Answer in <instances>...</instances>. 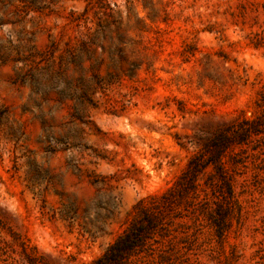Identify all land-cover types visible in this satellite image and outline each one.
<instances>
[{"label":"rangeland","instance_id":"obj_1","mask_svg":"<svg viewBox=\"0 0 264 264\" xmlns=\"http://www.w3.org/2000/svg\"><path fill=\"white\" fill-rule=\"evenodd\" d=\"M244 118L264 120V0H0V264H94ZM222 158L221 229L210 165L124 264H264V133Z\"/></svg>","mask_w":264,"mask_h":264},{"label":"trees","instance_id":"obj_2","mask_svg":"<svg viewBox=\"0 0 264 264\" xmlns=\"http://www.w3.org/2000/svg\"><path fill=\"white\" fill-rule=\"evenodd\" d=\"M263 133L264 120L244 118L241 122L231 124L206 139L200 152L189 160L187 168L174 187L161 195L149 197L135 205L129 215L126 229L94 264H124L134 255L152 252V242H155L157 237H163L166 234V219L169 218L168 212L173 210L175 196L179 194L180 199H186L185 196L192 193L193 196L188 198L186 203L191 207L199 205L195 203L199 196L198 189L201 187L198 180L210 165L214 167L215 172L208 177L205 185L211 189L213 196L219 198V202L216 203L215 209H210L205 198L203 200L205 202L200 203V212L206 215L218 229H221L235 202L232 187V177L235 171L228 173L229 169L222 155L226 151L234 152L235 148L248 145L253 137ZM206 154L210 156L207 157ZM236 155L238 153L233 154L232 158L234 164L239 163V160L235 158ZM198 210L194 209L193 213ZM179 215L173 217L178 218ZM26 259L28 264H37L30 257Z\"/></svg>","mask_w":264,"mask_h":264}]
</instances>
